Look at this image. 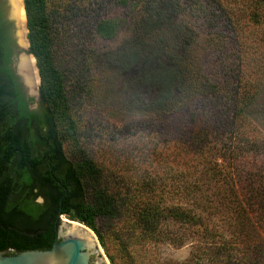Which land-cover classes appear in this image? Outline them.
<instances>
[{
	"label": "trees",
	"instance_id": "obj_1",
	"mask_svg": "<svg viewBox=\"0 0 264 264\" xmlns=\"http://www.w3.org/2000/svg\"><path fill=\"white\" fill-rule=\"evenodd\" d=\"M60 1L24 0L29 54L36 59L41 80L39 110L30 109L33 98H27L12 68L14 43L0 14V208L8 207L6 200L16 190L25 192L23 199L44 198L41 205L26 203L13 212L32 219L18 252L50 250L58 217V225L65 217L92 229L111 264H142L135 249L141 242L182 244L184 237L166 232L167 225L196 228L207 240L204 244L211 241V246L214 241L222 246L226 236H239L250 224L264 229V55L257 52L258 38L264 45V0L220 1L226 27L216 23L208 32L221 36L228 29L241 58L256 67L237 80L233 124L227 131L228 143L218 151L222 160L220 165L216 162L218 169L207 170L195 181H184L181 174L183 183L176 176L169 185L160 181L126 188L120 200L103 184L101 171L89 157L73 161L65 152L69 142L80 149V120L55 58V19L63 12L58 5L65 3ZM105 3L126 10L133 22L120 50L108 55L119 61L124 78L122 116L174 114L216 92L217 84L202 76L194 63V41L188 26L182 25L187 10L194 14V2L87 0L80 9L87 13ZM119 27L121 18L120 26L117 19H103L96 22L95 32L112 39ZM222 216L226 226L218 228L216 220ZM3 233L0 229V240ZM196 258L194 264H200ZM230 259L260 264L233 255Z\"/></svg>",
	"mask_w": 264,
	"mask_h": 264
},
{
	"label": "rangeland",
	"instance_id": "obj_2",
	"mask_svg": "<svg viewBox=\"0 0 264 264\" xmlns=\"http://www.w3.org/2000/svg\"><path fill=\"white\" fill-rule=\"evenodd\" d=\"M63 1L64 4L58 5L63 12L55 19L54 51L56 62L65 75L74 113L80 120V149L71 142L67 143L65 152L68 158L80 161L89 157L101 171L103 184L119 200L120 193L126 188L150 186L160 181L169 185L176 176L180 177L179 183H183V177L184 181H195L207 170L218 169L222 161L218 151L228 143L227 131L233 124L237 80L256 69L254 65L246 64L244 57L241 58L236 39L228 29L224 32L226 35L208 33L213 24L226 27L219 10L223 0H189L196 5L194 14L187 10L182 20L194 41L191 57L195 59L200 74L217 84L216 92L196 98L174 114L146 113L127 117L121 114L126 94L120 92L124 78L120 76L119 61L108 55L119 51L131 33L133 22L130 15L114 3H105L101 8L95 6L84 13L80 7L86 5L87 0L83 3L81 0ZM0 9L6 13L3 0H0ZM120 18L121 28L115 37L103 39L96 34L97 21L117 19L120 26ZM20 32L27 47L26 22ZM12 40L14 70L24 51ZM257 41L260 43L257 52L264 55V45L259 38ZM25 52L31 55L29 50ZM27 63L34 83L31 68L35 70L37 65L30 59ZM36 86L39 88L40 84ZM25 92L29 96L27 90ZM35 96H29L33 98L32 109L39 110L40 96ZM216 221L218 228L226 226L223 216ZM163 229L183 236L185 241L180 245L150 241L136 244L142 264H181L188 260L194 264L198 263L196 256L200 258V264H214V261H219L216 264H236L230 259L231 255L264 264V229L257 225L250 224L239 236H226L223 241H227L222 246L218 241L212 246L211 241L205 245L207 240L202 239L196 228L187 231L184 226L167 225Z\"/></svg>",
	"mask_w": 264,
	"mask_h": 264
},
{
	"label": "water",
	"instance_id": "obj_3",
	"mask_svg": "<svg viewBox=\"0 0 264 264\" xmlns=\"http://www.w3.org/2000/svg\"><path fill=\"white\" fill-rule=\"evenodd\" d=\"M6 4V13L0 9L2 21L7 23L10 28V36L17 42V46L24 52L19 56V62L15 66V74L22 80L25 90L29 96H40L39 71L36 66V59L33 55H28L30 44L27 40V47L21 42L20 23L13 16V5L11 0H3ZM23 9L26 16L25 4L23 0ZM27 24V16H26ZM28 33V29H27ZM26 57L36 66L32 70L35 77L34 85H30L25 77V70L22 69V59ZM38 82V83H37ZM35 96V97H36ZM0 264H111L106 257L95 232L89 227L76 221L62 219L58 228L57 238L50 250H26L17 253H8L0 251Z\"/></svg>",
	"mask_w": 264,
	"mask_h": 264
},
{
	"label": "flooded vegetation",
	"instance_id": "obj_4",
	"mask_svg": "<svg viewBox=\"0 0 264 264\" xmlns=\"http://www.w3.org/2000/svg\"><path fill=\"white\" fill-rule=\"evenodd\" d=\"M23 89V87H22ZM24 93L26 94L25 90L23 89ZM27 96V94H26ZM27 98H31L27 96ZM30 109H32V104L30 105ZM25 192H21L20 190H16L11 193V197L6 200L5 206L8 205V207L0 208V229L4 231L2 235V240H0V251L8 252V253H17L24 244V241L19 242V240H23L26 235L29 233L28 229V223L32 221H28L29 217L26 214L22 213H13L16 210H21L20 208H23L26 203L32 204V205H41L44 202V198L41 196L39 197H32L31 199H23V196ZM35 192H33V195ZM1 204V202H0ZM3 204V203H2ZM4 206V207H5ZM2 210L8 212V214H4ZM6 213V212H5ZM37 217V216H36ZM36 221H38V224L40 222L39 217H37ZM60 218L58 217L57 220L54 222V228H55V239L57 238L58 234V228L60 225H58ZM61 223V222H60ZM37 224V225H38ZM27 226V228H26Z\"/></svg>",
	"mask_w": 264,
	"mask_h": 264
},
{
	"label": "bare ground",
	"instance_id": "obj_5",
	"mask_svg": "<svg viewBox=\"0 0 264 264\" xmlns=\"http://www.w3.org/2000/svg\"><path fill=\"white\" fill-rule=\"evenodd\" d=\"M11 3L13 5V16L19 21L20 23V27L24 25V23L26 22V16H25V12L23 9V0H11ZM20 33V38H22V33ZM21 42L23 43V41L21 40ZM25 45V44H24ZM27 60H29L28 58L24 57L22 59V69L25 70V77L26 80L28 81V83L30 85H34L33 81L30 79V74L28 72V68H27Z\"/></svg>",
	"mask_w": 264,
	"mask_h": 264
}]
</instances>
